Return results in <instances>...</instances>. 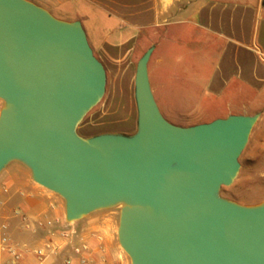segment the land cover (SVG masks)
Masks as SVG:
<instances>
[{"label": "water", "instance_id": "1", "mask_svg": "<svg viewBox=\"0 0 264 264\" xmlns=\"http://www.w3.org/2000/svg\"><path fill=\"white\" fill-rule=\"evenodd\" d=\"M149 48L137 64L134 134L77 131L103 99L107 71L81 21L31 0H0V174L12 162L60 195L69 223L122 206L131 264H264V202L221 196L260 118L181 126L152 91Z\"/></svg>", "mask_w": 264, "mask_h": 264}, {"label": "crops", "instance_id": "2", "mask_svg": "<svg viewBox=\"0 0 264 264\" xmlns=\"http://www.w3.org/2000/svg\"><path fill=\"white\" fill-rule=\"evenodd\" d=\"M31 1L62 20L81 21L107 77L117 70L133 72L128 76L129 91L132 85L135 88L136 54L147 38L146 50L154 48L148 64L152 91L163 116L174 124L192 126L230 115H254L264 105L262 0ZM136 130L131 121L90 137L131 135ZM0 216L20 223L12 234L20 242L24 264H58L59 259L63 264L61 253H70L72 245L62 246L55 231L59 226L68 228L69 239L84 232L79 240L89 245L94 260L127 264L116 212L97 211L70 224L65 200L36 183L21 162L10 163L0 174ZM46 243L64 250L40 262L34 252Z\"/></svg>", "mask_w": 264, "mask_h": 264}, {"label": "rangeland", "instance_id": "3", "mask_svg": "<svg viewBox=\"0 0 264 264\" xmlns=\"http://www.w3.org/2000/svg\"><path fill=\"white\" fill-rule=\"evenodd\" d=\"M146 49L147 38L145 39L142 50L136 54V66L138 60H140L147 51ZM132 73L133 72L131 71L117 70V72L109 74L107 77L106 93L101 102L86 115L82 123L79 125L77 131L80 135L90 137V135L95 132L124 128L126 127V124H129L131 121L135 122L137 125L138 112L134 97V85H132L130 91L128 90V76ZM3 106L4 102L0 100L1 109ZM257 113L260 114V118L254 126L249 142L239 158L241 168L238 177L231 186L223 187L221 191L222 197L244 205H255L264 202V105ZM128 118H130L129 121ZM121 208L122 206H117L106 211L116 212L118 222H120ZM14 215L17 220V213L14 212ZM2 218L3 217L0 216V238L6 236L19 246L20 242L14 237L12 230L16 229L20 223L15 221V223L11 224L9 219V221H6L7 219ZM4 225L9 227L8 230L4 229ZM55 231H57L56 234L61 238L63 247L72 245V251L70 253L66 254L64 253L65 251L61 253V256L65 255L63 264L71 256L77 255L75 251L76 248L83 250L85 253L91 251L89 245L84 243L83 240H79V237L84 232L74 234V237H76L74 239H69L70 236L68 235H66L67 237H62L63 232L69 234L66 226L56 227ZM84 244L88 246L87 249H83L82 245ZM63 247L61 248L58 246V251L60 248L64 250ZM121 250L128 258L127 264H131V259L128 254L122 249V247ZM86 255L90 258V264H105L103 262L100 263V259L94 260L90 253ZM59 261L61 262V259H59ZM59 261H57L58 264ZM0 264H8V256L6 252L1 250Z\"/></svg>", "mask_w": 264, "mask_h": 264}, {"label": "built area", "instance_id": "4", "mask_svg": "<svg viewBox=\"0 0 264 264\" xmlns=\"http://www.w3.org/2000/svg\"><path fill=\"white\" fill-rule=\"evenodd\" d=\"M264 4V0H262ZM4 229H7V225L3 226ZM67 233H62V237H67ZM83 249H87L88 246L86 244L82 245ZM0 250L6 252L8 256V264H24V252L23 250L15 243L11 241L10 238L3 236L0 238ZM57 244L46 243L43 247L37 249L34 252L35 257L40 261H44L49 254L58 253ZM76 254L79 256H71L69 259L65 261L64 264H90L89 257L86 255L89 252L85 253L83 250L76 248ZM75 258H79L78 261Z\"/></svg>", "mask_w": 264, "mask_h": 264}]
</instances>
